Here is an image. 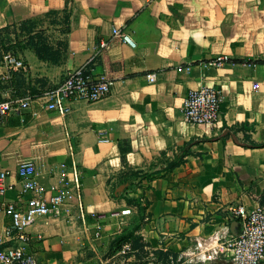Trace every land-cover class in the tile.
Listing matches in <instances>:
<instances>
[{"label": "crops", "instance_id": "1", "mask_svg": "<svg viewBox=\"0 0 264 264\" xmlns=\"http://www.w3.org/2000/svg\"><path fill=\"white\" fill-rule=\"evenodd\" d=\"M24 23L44 31L55 61L26 45ZM123 26L136 47L116 41L97 53ZM11 29L18 34L5 37ZM4 38L28 71L2 79L0 66V94L34 97L22 116L0 122V169L15 184L6 200L28 197L17 177L25 160L36 162L48 189L72 178L74 157L83 184V214L74 198L28 228L39 264H113V241L131 230L145 247L121 264H180L198 239L240 231L229 206L264 205V0H0ZM222 55L229 59L217 63ZM81 67L113 82L109 96L74 101L67 116L48 109L49 91ZM204 85L223 91L217 127L191 124L182 112L188 93ZM184 151L185 162L167 170ZM97 214L107 216L101 237ZM8 223L0 212V235ZM218 243L205 247L218 258L200 264H231Z\"/></svg>", "mask_w": 264, "mask_h": 264}, {"label": "built area", "instance_id": "2", "mask_svg": "<svg viewBox=\"0 0 264 264\" xmlns=\"http://www.w3.org/2000/svg\"><path fill=\"white\" fill-rule=\"evenodd\" d=\"M116 41L136 47L131 34L123 27H113L112 37L101 41L97 53L108 50ZM226 55L219 56L217 63L228 60ZM0 66L5 69L2 79H8L13 73L28 71V65L23 57L18 55L10 43L0 42ZM150 83H155L158 73L151 71L146 74ZM113 82L107 78H93L84 67L69 72L65 79L49 91V100L46 107L58 111L62 116H67L72 111V102L86 101L93 103L109 96ZM223 91L210 85L199 89H192L182 109L187 122L194 125L217 127L221 118V103ZM33 95L27 94L14 99H4L0 94V122L9 115L22 116L28 110L33 100ZM100 141H108L100 137ZM72 156L74 155L73 148ZM72 178L64 181L62 186L52 185L45 188L37 179V164L33 160H25L17 167V177L21 185V195H28L24 201H8L6 194L15 187L9 181L10 171L0 169V212L9 220L0 235V264H39L37 253L31 244L33 237L28 228L37 220L46 216H58L65 205L74 198L83 214V184L80 179L78 163L72 158ZM49 192V195L47 194ZM230 222L239 221L241 229L236 234H229L224 239L217 235L212 239H198L197 245L189 253L179 257L180 264H200L218 258V249L205 247L213 240L219 242L230 253L231 264H263L264 263V205L248 209L245 205H231L228 207ZM129 209L123 210L122 215L130 213ZM97 219L95 236L101 237L105 214L95 215ZM230 225V223H229ZM229 230L228 225L226 231ZM228 232V231H227ZM229 233V232H228ZM130 241L125 242L117 251L113 264H121L133 253ZM186 258V259H185Z\"/></svg>", "mask_w": 264, "mask_h": 264}, {"label": "trees", "instance_id": "3", "mask_svg": "<svg viewBox=\"0 0 264 264\" xmlns=\"http://www.w3.org/2000/svg\"><path fill=\"white\" fill-rule=\"evenodd\" d=\"M63 22L65 24V29L68 30V20H63ZM21 33H27L28 36L26 45L33 48L40 59L52 61L56 60L57 55L53 51V48L49 45L47 36L44 34V31L42 29L35 31L33 23H24L21 27ZM0 40V42H4L2 39ZM187 155L188 152L184 151L174 159H170L166 167L167 170H171L180 166L185 162ZM134 232L135 230H131L118 236L113 241L112 247H114V249L118 251L125 242L130 241L134 250L143 249L145 247V243L142 241L141 237L136 236Z\"/></svg>", "mask_w": 264, "mask_h": 264}, {"label": "rangeland", "instance_id": "4", "mask_svg": "<svg viewBox=\"0 0 264 264\" xmlns=\"http://www.w3.org/2000/svg\"><path fill=\"white\" fill-rule=\"evenodd\" d=\"M14 31H16L15 29H11V30H9L8 31V35H6L5 37H8V38H11V37H15V34H18V31H16L15 33H14ZM9 34H11V35H9ZM6 38H4V40H5ZM7 40V39H6ZM7 42H10L9 40H7Z\"/></svg>", "mask_w": 264, "mask_h": 264}]
</instances>
